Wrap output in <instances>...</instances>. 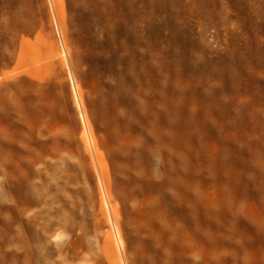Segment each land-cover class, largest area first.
<instances>
[{
  "label": "rangeland",
  "instance_id": "1",
  "mask_svg": "<svg viewBox=\"0 0 264 264\" xmlns=\"http://www.w3.org/2000/svg\"><path fill=\"white\" fill-rule=\"evenodd\" d=\"M0 264H264V0H0Z\"/></svg>",
  "mask_w": 264,
  "mask_h": 264
},
{
  "label": "bare ground",
  "instance_id": "2",
  "mask_svg": "<svg viewBox=\"0 0 264 264\" xmlns=\"http://www.w3.org/2000/svg\"><path fill=\"white\" fill-rule=\"evenodd\" d=\"M243 2H248L249 0H242ZM184 2H186V1H184ZM183 4V3H182ZM183 8L184 9H189V11L191 12V5L188 3V2H186V3H184L183 4ZM251 7H252V9L254 10V11H258L259 10V5H253V4H251ZM157 10V12L156 13H158V12H160L158 9H156ZM163 71V70H162ZM176 71V70H175ZM177 74V73H176ZM130 76V75H129ZM162 76V75H161ZM168 76V75H167ZM162 78V77H161ZM159 81V80H158ZM160 82V81H159ZM180 84V83H179ZM187 84H189V83H187ZM186 84V85H187ZM161 85H163V84H161ZM176 85V84H175ZM182 85V84H181ZM185 85V84H184ZM154 86V85H153ZM156 86V85H155ZM177 86H179V85H177ZM188 86V85H187ZM167 87V86H166ZM181 88V90H182V87H180ZM153 90H154V88H153ZM157 91H159L158 90V88H157ZM165 91V90H164ZM176 91V90H175ZM154 93H156V95L158 94L157 92H155L154 91ZM164 92H162L160 95L161 96H159V99H160V97H162V94H163ZM165 93H166V91H165ZM205 94H206V92H204ZM176 94H177V91H176ZM155 95V94H154ZM208 95V94H207ZM211 95V94H210ZM190 96V95H189ZM155 97V96H154ZM170 97V96H169ZM168 97V98H169ZM173 97V96H172ZM207 97V96H206ZM206 97L204 98V99H206ZM156 98V97H155ZM163 98V97H162ZM162 98H161V100H162ZM167 98V97H166ZM165 98V99H166ZM178 98V97H177ZM201 98H203L202 96H201ZM200 98V99H201ZM210 98V97H209ZM208 97H207V99H209ZM158 99V100H159ZM164 99V98H163ZM164 99V100H165ZM175 99V101H177L176 100V98H174ZM184 99V98H183ZM196 99V98H195ZM206 99V100H207ZM212 99V98H211ZM161 100H159V101H161ZM163 100V102H165ZM172 100V99H171ZM171 100H169V101H171ZM205 100V101H206ZM168 101V100H167ZM194 101V100H193ZM202 101V100H201ZM157 102V101H156ZM198 102V101H197ZM168 103V102H167ZM169 103H171V102H169ZM173 103V102H172ZM177 103V102H176ZM192 103H194V102H192ZM160 104V103H159ZM175 104V103H174ZM189 104V103H188ZM197 104H199V103H197ZM170 105V104H169ZM176 105V104H175ZM174 105V106H175ZM180 105V104H179ZM178 105V106H179ZM193 105H195V103L193 104ZM168 106V105H167ZM173 106V105H172ZM182 106V105H181ZM185 106V105H184ZM207 106H209V104H207ZM183 107V106H182ZM172 108V107H171ZM187 108H188V106H187ZM196 108H197V106H196ZM206 108V107H205ZM177 109H179V108H177ZM177 109H176V111H177ZM187 110V109H186ZM191 110V109H190ZM193 110V109H192ZM191 110V111H192ZM201 110H203V109H201ZM205 110V109H204ZM207 110V109H206ZM208 110H209V108H208ZM172 111H174V110H172ZM199 111V110H198ZM197 111V112H198ZM210 111V110H209ZM189 113V112H188ZM206 113H207V111H206ZM165 114V113H164ZM168 115H169V113H167ZM171 114V113H170ZM172 114H174L173 112H172ZM185 114H187V113H185ZM194 114V113H193ZM202 114V113H201ZM195 115H196V113H195ZM204 115H205V113H204ZM150 116V115H149ZM162 116H164V115H162ZM188 116V115H187ZM164 117H166V116H164ZM163 117V118H164ZM190 117V116H189ZM205 116H203V118H204ZM176 118H174V120H175ZM189 119H192L191 117L189 118ZM206 119V118H205ZM157 120H159V119H157ZM164 120V122H165V118L163 119ZM172 120H173V118H172ZM167 122V121H166ZM171 122V119L169 118V122L168 123H170ZM167 123V125H169ZM166 124V123H165ZM164 124V125H165ZM170 124H172V123H170ZM175 124V123H174ZM171 126V125H170ZM169 126V127H170ZM173 126V125H172ZM166 127V130H168L167 128H168V126H165ZM164 127V128H165ZM171 128V127H170ZM165 131V130H164ZM180 131V130H179ZM186 133H187V130L186 129H184L183 131H182V134H184V136H186ZM166 134H167V132H166ZM163 139V138H162ZM187 146V145H186ZM182 156V155H181ZM156 158V157H155ZM171 160V159H170ZM159 161V160H158ZM162 161V160H161ZM133 164V163H132ZM138 166H139V164H138ZM197 166V165H196ZM181 167V166H180ZM118 168H122V166H119ZM136 168V167H135ZM134 170V169H133ZM232 171V170H231ZM142 172V171H141ZM141 174V173H140ZM168 179V178H167ZM183 186V185H182ZM190 189V188H189ZM227 188L226 187H224L223 185L222 186H218L217 188H214V190L212 191V193L210 194V197H209V203H207V204H209V206L211 207V209H216L217 210V208H218V206H222L223 204H226V203H228V201H229V194H228V192L229 191H227L226 190ZM192 192V191H191ZM196 194V193H195ZM194 199V198H193ZM216 210H214V211H216Z\"/></svg>",
  "mask_w": 264,
  "mask_h": 264
}]
</instances>
